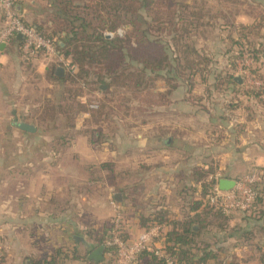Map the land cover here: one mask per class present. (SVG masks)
<instances>
[{"label":"crops","instance_id":"crops-1","mask_svg":"<svg viewBox=\"0 0 264 264\" xmlns=\"http://www.w3.org/2000/svg\"><path fill=\"white\" fill-rule=\"evenodd\" d=\"M40 2L18 0L17 9L29 23H45L46 19L35 11ZM224 2L221 9L229 6ZM207 3L209 0H204V5ZM221 16L225 18L226 14ZM228 19L252 22L242 11ZM4 24L0 10V29ZM45 27L50 28L49 22ZM22 41L17 36V42L11 41L0 50V74L5 73V86H13L15 95L6 103L8 109L0 113L10 125L9 131L0 129V134L7 133L12 139L0 148V246L7 264L30 263L61 248L73 250L71 241L87 244L86 238L76 240L73 233L88 228L101 230L112 224L118 213L130 236L144 228L142 214L167 211L169 217L177 215L179 210L168 201L171 198L185 213L184 198L172 196L165 185L168 179L175 187L182 183L186 167L190 174L202 167L208 178L219 176L221 180L264 169L263 104L254 108L259 111L257 116H248L245 97L240 95L230 100L213 94L189 102L177 79H156L142 106L133 101L126 113H114V117L94 115V109L89 111V101L86 104L78 97L88 110L80 111L72 126H59L60 116L55 124L45 120L44 103L48 99L62 101L48 96L43 105H38L26 93L32 91L38 75L44 78L43 83L60 85L47 73L61 64L55 56L43 53L25 59L19 45ZM168 91L167 101L163 95ZM116 115L126 119L125 134L116 127ZM113 118L114 132L110 127ZM183 118L191 119L186 124L188 129L183 128ZM14 120L34 124L36 130H21ZM104 163L114 165V180L107 179ZM138 170H142V178H136ZM148 186L159 196L147 195ZM117 193L122 194V200L115 199ZM148 198L156 204H146ZM259 206L262 212L254 218L233 216L229 228L239 226L240 230H231L224 243L211 244L221 252L220 263L264 264V194ZM233 238L242 239L237 251L227 247Z\"/></svg>","mask_w":264,"mask_h":264},{"label":"trees","instance_id":"trees-1","mask_svg":"<svg viewBox=\"0 0 264 264\" xmlns=\"http://www.w3.org/2000/svg\"><path fill=\"white\" fill-rule=\"evenodd\" d=\"M17 3L18 0H15L16 6ZM52 6L53 9L48 12L50 14L45 20V23L49 22L50 24L49 29L45 27V23H29L26 18L24 19L26 23L35 27L42 35L50 38L57 37V41L63 44L60 45L56 41L57 48L77 65L78 70L76 73L68 72L61 78L55 75L53 68L47 73V76L60 82L64 93L68 84L75 83L78 74L86 73L89 71L90 65L98 63L105 69L109 80V82L101 81V84L106 87L103 90L104 93H107L113 87L116 91L123 90L135 94L136 98L142 96V99H144V96L150 95V89L154 87L156 79L161 76V72L165 70L171 72L172 79H169V82H171L170 80H176L180 74L179 64L169 56V47L165 46L162 37V34L166 32L171 33L178 30L175 21V8L178 6V2L174 3L169 0H84L82 3L77 4L74 0H54ZM145 12L146 14H144ZM191 15L194 17L197 16V13L193 12ZM198 17H201V15H198ZM255 19L252 26L246 24L234 25L235 29L239 30L242 38L247 39L250 34H259L261 24L264 23V11L259 12ZM119 28H124L125 35L116 34L113 38H108L104 34L105 31L115 32ZM230 39L234 43H239L231 35ZM11 41L17 42V36H14L10 43ZM22 43L23 41L19 45H22ZM240 46V55H243L244 47L248 48L255 61L264 55V44L254 46L252 41H248L246 46L242 43ZM187 48L189 49V46ZM191 53L200 55L194 48L188 51V54ZM204 58L208 61L206 57ZM141 66L143 68L139 70L138 67ZM185 67L192 70V76L190 80H187L191 83L194 82L195 75L205 77L208 66H202V62L198 60L187 59ZM216 79H218V86H230L237 83L232 73L218 74ZM191 85L193 86V84ZM171 86L174 88V84H171ZM206 88L208 92L211 91V87L207 86ZM76 92V95H78L82 92V88L79 86ZM238 92L240 93L239 90ZM242 92L246 96L254 93L253 95L258 96L259 102L264 106V89L254 92L243 89ZM169 94L170 91L163 95L167 101ZM186 97L185 99L189 102L201 101L205 98L204 96L195 98L191 95ZM66 100L64 99L58 103L48 99L44 103L43 115L46 118L45 120L55 124L58 121L57 117L60 116L63 120H66L68 126H72L75 116L82 110H88L87 105L81 104L78 98H73L72 101L77 105L75 109L72 108V104H69V106L64 104ZM129 107L127 106V109ZM101 110H93L92 113L103 116L104 113ZM103 167L108 172L107 179L109 181L114 180L112 173L114 165L104 163ZM257 169L264 170L263 168ZM196 172L200 175L195 178V181L201 183V189L197 190L196 187L191 186V191L195 192L192 193V199L184 197L186 208L182 219L169 217L167 211H156L149 215L142 214L140 216L141 222L144 228L153 225H164L165 249L176 264H211L212 262L214 264H225L217 262L219 258L218 251L213 249L210 243L205 242L203 247L197 248V252L193 251L196 234H199L208 224H216L217 220H222L218 221V227L227 230L229 228L228 222L233 217L231 214L225 213L218 205L210 203L208 195L211 191V181L201 180L204 174L207 176V172L202 168L194 171V173ZM261 191L262 194L257 198L252 211L250 213L242 212L244 217L254 218L261 214L259 204H261L264 194V184ZM197 226L198 229L195 228ZM111 227L112 224H109L101 230L94 228L88 230L87 234L94 242L92 248L82 256L79 254L78 248L72 250L71 254L77 259L95 264L96 262L88 258V254L97 246L104 244L110 235ZM231 230L239 231L240 227L235 226ZM124 237H128V234H124ZM110 250L112 251V248H105V252ZM65 252L68 253L67 250L62 248L53 250L50 253H45L39 259L24 264H57L58 258ZM111 260H114V257L107 256L101 263L107 264ZM137 262L139 264H166L163 258H159L151 251L141 252Z\"/></svg>","mask_w":264,"mask_h":264},{"label":"rangeland","instance_id":"rangeland-1","mask_svg":"<svg viewBox=\"0 0 264 264\" xmlns=\"http://www.w3.org/2000/svg\"><path fill=\"white\" fill-rule=\"evenodd\" d=\"M77 4L82 3L84 0H74ZM154 1V0H151ZM156 1V0H155ZM166 1V0H162ZM178 2V6L175 8L176 10V27L178 30L175 32H166L162 34L163 37V43L168 48V54L169 56L175 60L176 63H178V70H180V74L177 76V79L181 82L183 89H184V98H187L186 96L191 95L197 98L198 96H204L207 97L208 94L216 95V94H222L227 96V98H230V100H233V97H236L238 99V96L245 97L246 105L245 109L247 112V115L249 116H257L258 114V106L257 104H260L258 96L255 95H244L242 90L247 91H257L259 90V86L256 85L255 81H263L264 82V55L260 56L259 60L255 61L251 52L248 48L243 49L244 53L243 55H240L241 50V43L246 46L248 44V41H252L254 46L264 44V23L261 24V29L259 34H250L249 38H242L240 36L239 30H236L234 25L239 24H246L248 26H252L253 22L256 20L255 16L261 11H264V0H209V3L204 5V0H169ZM224 1H227L226 4L229 6L227 8L220 7L221 3H225ZM262 2V4H260ZM54 3V0H42L39 5L36 6L35 11L39 15L42 16V18L46 19L49 11L53 9L52 4ZM186 4H189L190 7H187ZM197 4H201L202 6H198ZM192 5H197L196 7H193ZM259 5V6H258ZM247 16H249L252 19L251 23H241L236 22L234 20L228 19L229 16L233 17L239 14L241 12ZM197 13V16L191 15V13ZM223 13L226 14V17L223 18L221 16ZM146 14V12L144 13ZM198 15H201V17H198ZM228 19V20H225ZM114 32V31H110ZM125 30L122 28L120 35H125ZM230 35L235 41H239V43H234L230 39ZM114 37V36H113ZM109 37V38H113ZM57 41V37H53ZM58 43L60 41H57ZM261 43V44H260ZM168 44V45H167ZM163 45V44H161ZM189 46V49L187 48ZM250 46V45H249ZM195 50L198 51V54L191 53L188 54L189 50ZM206 57L208 61L204 58ZM187 59H194L202 62V66H208L207 72H205V77H201L199 75H195L193 79L194 82H188L187 80H190V77L192 76V70L190 68H186L185 65L187 63ZM72 60V59H71ZM143 66L138 67L139 70H142ZM258 71V72H257ZM232 73L235 76L239 75L242 77L243 82L242 83H236L230 86H218V79H216V76L218 74L224 75ZM5 73L0 74V113L4 112L5 109H8L5 107L6 103L8 101H13L15 98V95L13 93L14 88L6 87L5 86V80L3 79ZM150 74L149 72L147 73ZM161 76H158L157 79H172V74L169 72V70H165L163 73H160ZM9 75V74H8ZM12 75V74H11ZM148 75H146L148 77ZM154 75V74H153ZM77 80L75 83L68 84L67 90L63 91V87H61L59 84L56 83L49 85L45 81L43 83L44 78H41L40 75H38L37 82L32 91L26 93L28 97H30L33 101L38 103V105H43V102L46 98L55 97L57 100H66L64 104H72V108L75 109L77 107L76 104H74L73 98H80V100L84 97L86 98L88 104H90L92 101L98 102V108L94 110H103L104 114H109L110 116L114 117L115 114H121L126 113L127 106H131L132 102L135 101L136 106L140 107L143 104L142 96H139L136 98L135 94H132L127 91L118 90L116 91L113 87L110 88V90L107 93H104L103 90L106 88L104 85L101 84L102 80H105L109 82L107 79V74L105 69L98 63L95 65H90L89 71L86 73L78 74ZM206 81H203V80ZM193 84V86L191 85ZM82 88V92L78 93L76 95L77 88ZM211 87V91H207L206 87ZM217 86V87H216ZM222 87V90H221ZM240 91V93L238 92ZM7 92V93H6ZM6 95V96H5ZM29 98V99H30ZM69 98V99H68ZM233 98V99H231ZM130 103V104H129ZM87 104V103H86ZM127 104V105H126ZM36 105V104H35ZM38 107V106H36ZM253 107V108H252ZM256 110H254V108ZM88 108V107H87ZM101 110V111H102ZM89 111H92V109L89 108ZM116 122H119V125L116 127L121 130L122 133L127 132L126 127V119H122L120 115H116ZM120 117V118H119ZM122 119V120H121ZM190 118H183V128L188 129L186 124H190ZM60 124L59 126H64L66 123V120H59ZM112 123V124H111ZM110 127H112L114 132V118L111 120ZM9 120L0 118V129L9 131ZM58 136H54L56 138ZM12 139L10 136L6 133L0 134V148L2 147V143L9 142ZM202 168V167H201ZM114 170V169H113ZM142 170H138V175L136 178H142L143 172ZM114 175V171L112 172ZM203 173V172H202ZM205 173V172H204ZM199 173H193L190 174V168L186 167L183 170V181L179 185L177 184L175 187V183L169 182V179L167 180V183L165 185V190H172V196H176L178 199V196H182L183 198L192 199L193 195H191V186H194L197 188V190L201 189V183L195 182V178L199 177ZM200 179V178H199ZM201 180L205 181H211L210 178L206 176V174L203 175ZM150 186V184H149ZM148 186V187H149ZM153 187H149L145 190V193L147 195L149 193L156 194L157 197L159 194L152 190ZM144 192V191H143ZM166 193V192H165ZM153 200V199H152ZM82 200L80 199V202ZM170 204H172L173 208L176 210H179L177 215H171V218L175 217H184V212L182 211L183 208H180V205L177 203L178 201L176 199L171 198ZM185 202V200L183 199ZM151 198H148L147 201H145L146 204L154 205L156 203L152 202ZM158 202V201H157ZM186 203V202H185ZM82 206V205H81ZM169 210V209H167ZM180 214V215H179ZM183 215V217H182ZM234 217L243 216L242 213H232L231 214ZM117 217H114V219ZM238 220V219H234ZM222 220H217L216 224H208L206 228H204L199 234L195 235V242H194V248L193 251L197 252V248L203 247L204 243H210V244H220L224 243L227 238V234H230L231 228H228L227 230L220 229L218 227L219 222ZM236 221H233V224L237 223ZM231 221H229L230 223ZM212 223V222H211ZM239 223V221H238ZM198 229V226L195 227ZM93 228H88L87 230L83 232H77L73 233L75 236L86 238L85 243L87 244H79V242L73 243L71 241L72 247L79 249V254L85 255L88 250L92 248V244L94 242L93 239L90 238L87 234L88 230H91ZM216 234V235H214ZM224 234V237H223ZM91 239V240H90ZM224 240V241H223ZM88 241V242H87ZM242 241V239L233 238L230 240L229 243H227V247L229 249H233L237 251L239 248V244ZM75 244V245H73ZM78 244V245H77ZM77 246V247H76ZM215 249V248H213ZM227 249V251L229 250ZM67 251L72 252V249H65ZM74 250V249H73ZM226 251V252H227ZM51 251H49L50 253ZM222 252L225 254V249L222 250ZM3 253V251H2ZM219 258L217 262L221 260V252L218 250ZM38 257L37 259H39ZM4 264H7L3 261ZM24 264V263H22ZM211 264H214L212 262Z\"/></svg>","mask_w":264,"mask_h":264},{"label":"built area","instance_id":"built-area-1","mask_svg":"<svg viewBox=\"0 0 264 264\" xmlns=\"http://www.w3.org/2000/svg\"><path fill=\"white\" fill-rule=\"evenodd\" d=\"M0 10L4 14L5 24L0 29V46L2 43L7 44L10 40L19 34L23 36L21 45L22 55L29 59L39 53L48 56H55L58 62L68 72L76 73L77 65L66 57L57 48L55 38L42 35L35 27L26 23L24 16L18 11L15 0H0ZM122 28L115 32L105 31L106 37H113L121 33ZM259 89H264V82L255 81ZM85 103H88L83 97ZM89 106L91 109L98 108V102L92 101ZM211 191L208 195L210 203L218 205L227 214L232 213H250L254 208L257 198L262 194V185L264 184V170L253 169L243 175L233 179L234 185L228 190L221 189L219 176L211 177ZM243 214V213H242ZM110 235L104 242V247L112 248V251L105 252L107 256L114 257L107 264H139L137 258L143 251H151L159 258H163L166 264H176L174 259L165 249L164 225H153L143 228L138 234L131 235L128 233L124 218L120 213L112 223ZM128 234V237H124ZM164 241V243H162ZM103 262V261H102ZM0 264L3 263L2 248L0 246ZM57 264H90L82 259H77L71 252H65L58 260ZM95 264H102L101 262Z\"/></svg>","mask_w":264,"mask_h":264},{"label":"water","instance_id":"water-1","mask_svg":"<svg viewBox=\"0 0 264 264\" xmlns=\"http://www.w3.org/2000/svg\"><path fill=\"white\" fill-rule=\"evenodd\" d=\"M121 34V33H120ZM19 38H22L23 39V36L21 34L17 35ZM60 45H63L61 42H59ZM7 46V43L4 42L1 44L0 46V50L4 49L5 47ZM66 73V70L63 66H57L56 70H55V74L57 76H64ZM235 80L239 83H242L243 80H242V77L237 75L235 76ZM14 125L21 129V130H24V131H28V132H34L36 130V127L34 124H30L28 122H24V121H16L14 120L13 121ZM234 185V181L233 180H221L220 181V187L221 189H224V190H228L230 188H232ZM115 199L120 201L122 200V194L121 193H117L115 194ZM75 239L78 240V239H82V237H78V236H75ZM164 243V241L162 242ZM105 247L104 245H99L97 246L96 248H94L89 254H88V258L93 260L94 262L96 263H99V262H102L104 261L105 259Z\"/></svg>","mask_w":264,"mask_h":264}]
</instances>
